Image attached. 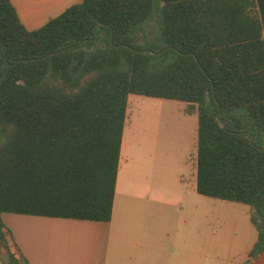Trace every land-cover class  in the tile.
<instances>
[{"label":"trees","instance_id":"16d2710c","mask_svg":"<svg viewBox=\"0 0 264 264\" xmlns=\"http://www.w3.org/2000/svg\"><path fill=\"white\" fill-rule=\"evenodd\" d=\"M132 95L198 116L197 191L251 207L264 252V0H83L35 31L0 0L3 264H29L4 214L112 221Z\"/></svg>","mask_w":264,"mask_h":264},{"label":"crops","instance_id":"0c3cea01","mask_svg":"<svg viewBox=\"0 0 264 264\" xmlns=\"http://www.w3.org/2000/svg\"><path fill=\"white\" fill-rule=\"evenodd\" d=\"M11 1L25 27L29 31H35L83 0ZM128 126L126 122L111 222L3 215L6 226L12 231L16 244L29 264H188L189 257H192L194 262L200 257V264L221 263L219 255L212 256L210 251H206L204 233L200 232V255L195 251L191 252L187 246V234L182 236L180 232H173L170 228L162 226L171 222L172 215L157 214V207L152 208V204L166 207V210L179 208L187 202L188 192L194 199H200L202 196L197 191V168L192 178L188 179L190 170L187 159L191 152L190 147L185 157H182L188 167L186 173H180L181 188H184V191L167 200L164 191L153 189V186L147 183L148 176L150 177L148 172L141 174L144 182L127 180V177L132 175V168L127 160L123 159V154L128 150L125 144ZM197 140L195 137L192 145ZM135 175L136 173L134 177ZM158 223L161 227L159 232H156L152 226ZM251 242L253 236L250 244ZM256 243L257 241L252 246H246L239 255L228 257L225 264H264V252L256 259L250 256ZM243 258H246L245 262L242 261ZM0 264H3L1 260Z\"/></svg>","mask_w":264,"mask_h":264},{"label":"rangeland","instance_id":"374dc122","mask_svg":"<svg viewBox=\"0 0 264 264\" xmlns=\"http://www.w3.org/2000/svg\"><path fill=\"white\" fill-rule=\"evenodd\" d=\"M126 122L129 124L125 142L128 150L123 154V159L132 168V175L127 180L144 182L141 174L148 172L150 177L147 183L153 189L164 191L167 200L177 197L184 191L180 173H186L189 167L188 179H191L197 168V142L193 145L192 142L195 137L198 138V116L187 115L182 102L132 95ZM189 147L191 152L187 167L182 157H185ZM186 201L179 208L166 210V207L154 204L152 208L157 207V214L172 215L171 222L162 226L180 232L182 236L187 234L189 251L200 255L202 232L206 251H210L212 256L219 255L222 259L220 264H225L228 257L239 255L246 246H252L257 241V231L250 220L251 207L222 203L202 196L194 199L190 192ZM155 225L152 229L159 232L161 224ZM252 236L253 242L250 244ZM242 261L245 262L246 258ZM188 264H200V257L197 262L189 257Z\"/></svg>","mask_w":264,"mask_h":264}]
</instances>
